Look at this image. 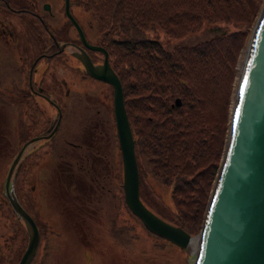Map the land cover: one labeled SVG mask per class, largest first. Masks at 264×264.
<instances>
[{
    "label": "trees",
    "instance_id": "obj_1",
    "mask_svg": "<svg viewBox=\"0 0 264 264\" xmlns=\"http://www.w3.org/2000/svg\"><path fill=\"white\" fill-rule=\"evenodd\" d=\"M75 1L104 38L119 78L140 178L169 187L172 209L160 201L152 207L144 203L195 233L221 153L234 58L258 0ZM201 28L216 32L170 47L157 38L158 33L175 38ZM122 204L126 208L123 198ZM110 215L103 219L109 221ZM111 219L105 231L114 245L130 252L132 227Z\"/></svg>",
    "mask_w": 264,
    "mask_h": 264
},
{
    "label": "flooded vegetation",
    "instance_id": "obj_2",
    "mask_svg": "<svg viewBox=\"0 0 264 264\" xmlns=\"http://www.w3.org/2000/svg\"><path fill=\"white\" fill-rule=\"evenodd\" d=\"M47 2L48 0H0V63L6 68V73L0 72V117L12 121L14 115L23 127L40 123L34 134L27 137L38 135L41 143L37 146L28 143L25 145L29 148L25 147L26 151L22 156L20 168L18 167L20 170L16 171L13 178L15 180L21 177L23 203L19 189L13 185L12 190L16 201L32 218L37 232L36 248L27 264H66L61 243L67 229L75 234L77 241H91L93 236L86 234L87 231L93 227L97 228L100 222H108L103 218L93 221V207H96L99 196L104 195L108 199L109 195L118 197L119 205L123 206L119 194L120 165L116 154L117 142L111 111H106L104 107L101 110L100 103L95 101L85 103V106L79 109V115L74 114L70 108L71 88L77 85L73 80L81 82L79 87H83L87 82H90L89 87H94L95 83L108 86L87 76L75 54L81 49L91 62L96 64L101 62L102 53L88 49L81 43L77 31L65 16L64 0L57 3L60 20L62 19L64 24L67 22V25L62 24V27L71 28L72 37H61L53 32L46 21H53L56 16ZM70 3H73V0H68L69 13ZM12 12L21 15L23 19L29 16L28 21L41 25V46L25 69L19 65L17 57L13 56L15 35L10 22ZM83 37L88 44L105 49L104 38L98 32L93 40H89L90 37L86 33ZM105 52L107 53L106 49ZM108 55L107 53L106 58L109 64ZM56 57V67L50 68L49 72L54 76L56 70L64 71L70 68L74 72V79L67 80L57 75L58 78L53 84L44 81L41 77L47 70L46 66L39 79L33 81L31 73L35 69L34 64L39 60L45 62ZM71 62L74 66L69 65ZM29 69L31 79L28 80ZM88 88L86 90L85 87V91H82V99L84 95H92ZM104 95L107 96L108 93L104 91ZM78 97L76 96V99ZM95 106L96 108H93ZM83 108L93 111L86 116L88 118L82 120L81 116L85 113ZM22 142L24 139L19 145ZM37 149L41 155L38 169V162L32 159ZM42 156L46 159H42ZM2 199L0 196V264H17L25 248L27 230L21 219L12 211L7 199ZM123 209L122 223L127 225L129 213L124 206ZM87 213H90L88 218ZM87 219L91 222L89 229L78 234L77 228ZM108 220L112 221L111 218ZM89 256L92 257L90 253ZM90 258L88 264H91Z\"/></svg>",
    "mask_w": 264,
    "mask_h": 264
},
{
    "label": "water",
    "instance_id": "obj_3",
    "mask_svg": "<svg viewBox=\"0 0 264 264\" xmlns=\"http://www.w3.org/2000/svg\"><path fill=\"white\" fill-rule=\"evenodd\" d=\"M67 6L68 0H64L65 16L77 31L81 43L88 49L102 53L101 62L96 64L81 49L75 57L87 76L111 87L112 119L120 153V187L127 209L133 212L147 231L180 248L188 246L190 240L196 237L193 264H264V4L245 45V59L236 95L232 108L228 109L224 150L218 160L195 235L160 217L139 198L137 164L119 79L107 62L105 49L84 40ZM241 88L244 89L243 96ZM178 102L177 98L174 99V104ZM37 138L38 135L27 139L16 150L3 178L4 195L26 227L28 236L17 264L28 263L36 248L37 232L30 215L16 201L11 180L26 148H29L25 145ZM83 256L85 264H88V251H84Z\"/></svg>",
    "mask_w": 264,
    "mask_h": 264
},
{
    "label": "rangeland",
    "instance_id": "obj_4",
    "mask_svg": "<svg viewBox=\"0 0 264 264\" xmlns=\"http://www.w3.org/2000/svg\"><path fill=\"white\" fill-rule=\"evenodd\" d=\"M50 10L53 11L54 17L53 21H46L48 25L52 28L53 32H56L61 37L70 36L72 37L71 28L64 29L62 24V19L60 20V11L58 10V2L59 0H48ZM47 2V3H48ZM258 9L255 12L256 14L253 16V19L245 28V32L243 33V41L239 45V48L235 55V61L233 64V76L231 78L230 82V88L228 90V99H227V108L225 115H227L225 120V129L224 134L222 136V145H221V153L223 152V147L225 144V135L227 131V124H228V109H229V99L231 95V90L234 84V76H235V64L237 61V58L240 54V52L243 50L244 46L247 43L248 35L254 25V22L256 20L257 15L259 14V10L261 6L264 4V0H258ZM70 14L72 18L76 21L78 24L80 31L82 33H86L88 37H90L89 40L95 39L97 31L95 30V26L93 21L90 19L89 15H87L83 9H81L80 5L77 1L73 0V3L69 4ZM29 16H26L27 19L21 18V15L19 16L16 13H10V19H11V25L13 27V34L14 37V45L15 50L13 53L14 57H17L16 60L18 61L19 65L25 69L28 62L33 58V55L38 51V49L41 46L43 34L41 33V25L37 24V22H31L28 21ZM67 25V22L66 24ZM61 30H64L61 32ZM216 31L207 29V28H201V30H197V32H189L186 33L183 36L179 37H162L160 33H158L157 38L161 41V44L165 47H170L176 44L179 45H187V44H193L201 39L209 38L212 34H214ZM58 58L49 59L47 61L39 60L34 64L35 69L31 73L32 80H38L41 71L46 67L48 72L45 71V73L42 75L41 78L44 79V81H48L50 83H55L56 79L59 78H65V79H74V72L68 68V70H56L54 73V76L52 73H50V68L56 67L55 64L57 62ZM74 66L72 62L69 64ZM27 68V67H26ZM0 72L6 73V68L3 67V64L0 63ZM58 75V77H57ZM77 83L76 86H73L72 94L69 96V99L71 101V110L74 114L79 115V109L81 107L85 106V103H92L93 101L99 102V107L101 110L104 109L107 111H111V98L109 96V89L108 86L100 84H96L94 87H89L90 82H87L84 86L86 87V90L88 88V92L90 95H84L82 99V91H85V87H79L81 82H77V80H73ZM104 91L108 93L107 96L104 95ZM76 96H79L78 99H76ZM93 108H96L93 107ZM84 109V108H83ZM82 109V110H83ZM85 113L82 114L81 119L88 118L87 115H90L93 110L84 109ZM1 116V114H0ZM111 116V115H110ZM4 117V116H3ZM14 119V120H13ZM12 121H7L5 118L0 117V187H2V180L5 175V164L9 162L11 159V155L14 154L15 149L19 145V143L24 139V141L29 138L27 136H30L34 134V131L36 130V127L40 125V123L36 124H29L26 126H21L17 122V118H14V115L11 119ZM39 118L36 119L38 121ZM82 122V121H81ZM81 124V123H80ZM27 137V138H26ZM41 142L37 141L34 142L35 146L40 144ZM116 143V142H115ZM30 145L33 144L32 142L29 143ZM116 147V154H118V148L117 144ZM10 148V149H9ZM11 152V153H10ZM39 153V149L36 150L35 155H32L33 161L38 162L36 164V168L38 169L39 160L41 159ZM220 158V157H219ZM218 158V160H219ZM6 159V160H5ZM42 159H46L42 156ZM2 160H5L4 165L2 166ZM219 162V161H218ZM20 164V162H19ZM20 168V166H19ZM18 168V169H19ZM216 170V169H215ZM147 175V174H146ZM215 176V175H214ZM214 178V177H213ZM16 180V181H15ZM12 181V185H14L15 188H18L20 191V196L22 198L21 203L24 202V192L21 191L22 187V180L20 178H16ZM211 184V183H210ZM120 187V186H119ZM139 187V198H141L142 201H144L148 206L152 207L151 205H160L159 201L162 203L163 206L166 208L172 209L171 199L169 197V187L166 185L161 184L160 182H157L155 179L146 178V179H139L138 183ZM211 187V185H210ZM120 196L122 195V190L120 188L119 191ZM0 196L3 197L2 200H5V196H3L2 193H0ZM99 196L97 199L96 207H93V210L95 211L93 213V221L100 220V218H104L105 216L114 217L115 221H118V223L122 222V218L124 216V209L123 206L119 205L118 203V197L114 198L111 195L108 196ZM120 198V197H119ZM208 198V197H207ZM207 198L205 200V203L207 201ZM121 199V198H120ZM120 202V201H119ZM143 202V203H144ZM205 205V204H204ZM204 211V209H203ZM114 213V214H113ZM203 214V212H202ZM90 216V213H87V218ZM118 217V218H117ZM163 217V216H162ZM202 217V215H201ZM130 220H128L129 228L132 227L131 231L129 230L130 234L133 233V238L131 236V251L129 252L128 249L125 246H116L114 242H112L110 236L105 231V226L103 227V223L100 222L99 225L93 228H90L89 231H87L86 234L89 236H93V239L91 241H87L85 239H81V241H77L75 238V234H73L72 231L66 230L64 232L63 241L61 243L62 249H63V257L65 259L66 264H84V258H83V252L89 251L90 255L92 256L90 258L91 264H191V259H193V247L186 246L185 248H180L174 244H170L169 242H166L165 240H161L158 238H154L152 234H148L144 227L138 222L134 221L133 218L129 214ZM165 219V217H163ZM202 220V218H201ZM200 220V222H201ZM109 222V221H108ZM107 222V223H108ZM89 223V224H88ZM91 222L87 219L82 226H79L77 228L78 234L83 231H86L89 229V225ZM123 224V223H122ZM200 224V223H199ZM94 225V224H93ZM118 225V224H117ZM199 227V226H198ZM108 228V227H107ZM197 230L195 233H197ZM134 232L136 238H134ZM189 233V232H188ZM195 233H189L190 235H195ZM83 238V237H82ZM113 244H112V243ZM158 244V245H157ZM119 245V244H118ZM193 264V263H192Z\"/></svg>",
    "mask_w": 264,
    "mask_h": 264
},
{
    "label": "bare ground",
    "instance_id": "obj_5",
    "mask_svg": "<svg viewBox=\"0 0 264 264\" xmlns=\"http://www.w3.org/2000/svg\"><path fill=\"white\" fill-rule=\"evenodd\" d=\"M245 53H246V47L244 46L243 50L240 52L238 58H237V61H236V64H235V76L233 78L234 80V84H233V87H232V90H231V95H230V101H229V109L232 108V105H233V101H234V98H235V95H236V89H237V85H238V79L240 77V74H241V69H242V65L244 63V56H245ZM196 237L195 238H192L190 240V246H196Z\"/></svg>",
    "mask_w": 264,
    "mask_h": 264
},
{
    "label": "snow or ice",
    "instance_id": "obj_6",
    "mask_svg": "<svg viewBox=\"0 0 264 264\" xmlns=\"http://www.w3.org/2000/svg\"><path fill=\"white\" fill-rule=\"evenodd\" d=\"M245 83H246V80H245ZM241 96H243V93H244V89L243 88H241ZM237 116H239V110L237 109Z\"/></svg>",
    "mask_w": 264,
    "mask_h": 264
}]
</instances>
